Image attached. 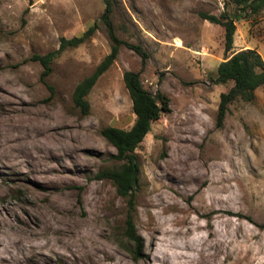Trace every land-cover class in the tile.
Instances as JSON below:
<instances>
[{"label":"rangeland","instance_id":"obj_1","mask_svg":"<svg viewBox=\"0 0 264 264\" xmlns=\"http://www.w3.org/2000/svg\"><path fill=\"white\" fill-rule=\"evenodd\" d=\"M113 3L117 36L148 59L122 46L85 115L75 90L113 45L105 0H0V264H264V86L216 126L221 95L234 86L217 84L218 67L248 49L264 59V11L236 22L227 52L225 28L201 14L220 16L229 0ZM95 24L44 76L35 57ZM127 71L170 101L135 152L133 204L100 177L121 166L102 131L136 121Z\"/></svg>","mask_w":264,"mask_h":264},{"label":"trees","instance_id":"obj_2","mask_svg":"<svg viewBox=\"0 0 264 264\" xmlns=\"http://www.w3.org/2000/svg\"><path fill=\"white\" fill-rule=\"evenodd\" d=\"M106 9L102 15L109 37L112 41V49L108 56L97 67L96 71L83 82H81L74 93V102L85 115L89 114L90 104L86 97L89 95L99 78L105 74L116 62L120 49L126 46L134 50L142 58L143 65H146L148 54L142 47L130 44L120 39L115 31L112 20L113 0H105ZM226 11L220 16L202 13L201 16L213 24L222 25L225 28L226 51L233 49L234 36L237 30L236 22L242 19L255 16L264 11V0H229L226 4ZM235 7V11L228 13V6ZM98 30V25L88 29L82 36L74 37L71 40L62 39L60 49L55 53L45 56H36L35 59L44 67V76L52 72V63L55 58L64 50L70 47H79L90 39ZM234 82L233 88L228 93L221 95L218 109L216 126L222 128L229 105L237 100L252 102L256 99V91L264 86V59L255 49H248L233 53L232 56L223 61L217 70V84ZM124 82L129 91L136 121L130 130H123L115 127H108L102 131L103 136L117 150L115 159L121 162L116 169L101 173L100 177L110 179L118 189V193L134 202V196L140 181V164L136 156V150L151 132L152 124L158 121L164 113L170 111L169 99L161 94L153 95L147 91L141 79V73L127 71L124 74ZM129 229L127 236L135 244H140L133 220H128Z\"/></svg>","mask_w":264,"mask_h":264},{"label":"bare ground","instance_id":"obj_3","mask_svg":"<svg viewBox=\"0 0 264 264\" xmlns=\"http://www.w3.org/2000/svg\"><path fill=\"white\" fill-rule=\"evenodd\" d=\"M3 222H5V221H3ZM156 235V234H155Z\"/></svg>","mask_w":264,"mask_h":264}]
</instances>
